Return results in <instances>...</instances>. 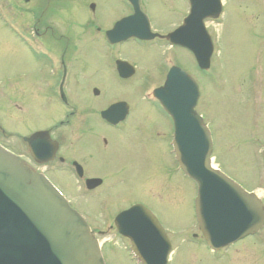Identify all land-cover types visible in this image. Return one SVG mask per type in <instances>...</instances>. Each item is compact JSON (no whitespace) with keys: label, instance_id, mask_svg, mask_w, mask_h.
Here are the masks:
<instances>
[{"label":"rangeland","instance_id":"rangeland-1","mask_svg":"<svg viewBox=\"0 0 264 264\" xmlns=\"http://www.w3.org/2000/svg\"><path fill=\"white\" fill-rule=\"evenodd\" d=\"M0 1L2 2L0 9L8 23V27H6L0 20V126L8 133V138L4 139L5 144L16 146L19 143V135L23 134L19 132L21 131L20 124L16 122V115L12 108L15 102L6 103L3 94L5 90L2 88L3 82L1 81L12 78L13 75H23L22 85L24 88L28 87L27 85H32L36 79L33 73L35 60L15 39L17 21L22 19L29 22L30 16L25 13V9L20 12L19 0ZM90 1L73 0L69 5L70 8L57 11L56 2L58 0H55L54 21L63 20L66 27L68 26L70 31L76 33L79 23L77 20L75 23V16L81 18L82 10L88 11L87 7ZM143 1V6L152 17V26L157 31L164 30L163 25L167 22H170L167 25L168 28L173 27L178 23L177 17L185 14V8L181 7L183 4L180 0ZM222 1L225 3L223 14L211 24L209 29L214 43L209 72H199L194 67V61L191 59L193 61L191 63L188 56H179V60L183 61V70L190 71L199 84L200 99L196 110L204 115V120L211 129L215 147L212 155L214 164L235 179L244 189L248 191L252 189L264 202V163L261 159L264 147V130L262 128L264 112L258 106L262 100L248 96L247 83H242L243 79H247L248 69L253 64L252 60L249 62L248 57L256 51L261 18L260 10L261 6H264V0H259L261 2L259 8L255 6V3H251L256 0ZM113 4L114 2L108 3L106 6L109 11L107 15L103 16V23L110 22L117 17L112 9ZM113 14L115 15L112 16ZM245 32L247 33L245 34ZM249 44L250 49L247 51ZM76 46L75 53L72 52V62L70 63L74 81H71L72 84L69 86L75 101L93 107L102 102L104 104L107 99H125L134 104L131 117L135 121V125L132 131H135L138 122H140V127L148 128L144 122L149 117H152L153 120L157 119V113L137 100V95L141 83L148 82L145 80L146 76L157 78L155 63L160 58L159 52L152 46L144 44H141V50H138L139 46L133 42L120 47L122 51L118 52L119 58L135 63L138 75L133 79L131 77L128 81L119 82L113 70V61L105 58L106 48L103 47L99 39H95V41L88 39L84 44L80 41V44ZM245 53L244 57H239V54L244 55ZM259 60L261 64L264 63L262 56L259 57ZM18 72L20 74H17ZM127 85H132L133 95L124 92ZM35 86L40 88L39 83H36ZM90 86L98 88L103 96L102 99L101 97L98 100L92 99L89 92ZM2 102L6 105H2ZM54 108L52 105V109L55 111ZM5 109L10 111V114H4ZM21 120L22 128L25 126L30 128L34 117H26V113H24ZM39 120L43 121L44 119L40 117ZM57 121L58 119L54 120V122ZM162 132L163 135L166 133ZM65 138V143L63 142L61 145L63 152L72 153V157L81 162L80 157H74L76 149L79 147L75 135L67 133ZM94 140L98 144L101 139L95 138ZM122 141L123 145L127 142L129 144L134 142L132 139L127 141L125 138ZM147 147L148 145L142 149L122 148L120 155L123 156V163L121 164H125V168H121V165L117 163L120 156L118 159L109 156L101 162L95 163L92 157L87 156L86 153L84 157L83 154L84 158H89V161L86 160L89 165L86 172L89 176H96L102 180V187L93 192L85 191L83 184L65 171L68 164L61 165L59 170L55 171L61 177L55 183L71 204L85 218L87 217L89 226H93L101 218H108L119 209L129 207L132 203L138 202L151 208L167 230L168 238L171 240L168 264H264V254L261 250L258 252L256 246L250 244L251 238L218 253H210L203 244L202 236L195 225L193 208L196 196L195 184L184 177L182 184L176 180L164 185L161 168L158 169L153 161L150 164L148 160L153 151ZM163 150V146H160V152ZM161 158L165 161L164 155ZM106 225L104 228L106 232H102V237L97 235L98 243L101 246L109 239L108 236L114 237V233L107 228L110 223H106ZM256 237L255 240H260L264 245V228ZM248 243L250 245H247ZM120 245H112L113 253L110 252V249L103 251L104 261L107 264H135L128 261L126 252L122 248L123 245ZM262 248L264 247L262 246Z\"/></svg>","mask_w":264,"mask_h":264},{"label":"flooded vegetation","instance_id":"flooded-vegetation-1","mask_svg":"<svg viewBox=\"0 0 264 264\" xmlns=\"http://www.w3.org/2000/svg\"><path fill=\"white\" fill-rule=\"evenodd\" d=\"M180 1L183 4L181 7L185 8V14L177 17L178 23L174 24L173 27L171 26L168 28L167 25L170 22H167L163 25L165 27L164 30L157 31L152 26V17L143 6V0H91L87 7L89 12L82 10L83 16L81 18L75 16L74 21L76 23L77 20L79 25L77 26L78 31L74 33L69 30L68 26L66 27V23L63 20L59 19L57 22L54 21L53 14H55L56 11L53 7L55 0H19L20 12L25 9V13L30 16V21L25 22L22 19L17 21L19 30L16 34V41L23 47L26 53L35 60L33 73L35 74L36 79L32 85H27L28 87L26 88L22 85L24 80L23 75H13L12 78H7L6 80L1 81L3 82L2 88L5 90L3 94L5 95L4 99L6 100V103L10 104V102H15V105L12 108L16 115V122L20 124V130L23 131L19 132L23 135H19V143L16 144V146H9L4 142V139L8 138V133L0 126V145L14 154L19 161L30 170L41 173L56 186L58 185L55 182L58 179H61V177L55 171L59 170L61 165L68 164V168L65 167V171L79 183H82L87 192H93L99 187H102V180L101 184L97 187L91 190L86 188L85 183L87 180L99 179L96 176H89L86 172L89 168L86 161H89V158H84L86 154L87 156L92 157L93 160H95V163L98 161L101 162V160H104V158L109 156L116 157L117 159L118 156H120V160L118 159L117 163L121 165V168H125L126 165L121 164L123 163V156L120 155L122 148L129 149V147H131L142 149L146 148L148 145L147 148L153 151L151 158L148 160L150 161V164L151 161H153V164L155 167H158V169L161 168V175L165 183L164 185L173 183L176 180L182 184L184 175L178 167L171 146L173 133L171 119L162 110L161 106L152 95L156 89L164 84L171 67H178L183 70V61L179 60V56H188L190 60L192 59L194 61L190 52L180 45H176L175 42H172V44L170 43L171 38L169 37L173 34H175V40H180L185 37L184 27L186 26H184V21L190 14V4L189 0ZM72 2L73 0H58V2H56L57 11L70 8L69 5H71ZM112 2H114L112 9L117 17L110 22L107 21L106 23H103V16L107 15L109 11V8L106 6L108 3ZM136 2L138 5L137 8L134 6ZM192 2L197 5V7L198 5L203 7L201 14H207L210 12L211 5L209 0H192ZM251 3H255V6L259 8V3L261 2L256 0ZM178 4L180 5L181 3ZM224 4L225 3L222 1V8H220L221 14H223ZM263 7L261 6L262 9L260 10L261 18L259 17L260 23L258 27V37L256 33L258 39L256 51L253 52V54L251 53L250 57H248L249 62L252 60L253 64H251L248 69L249 73L247 79H243L244 81L242 82L247 83L248 96L253 97L256 100H262L258 105L262 112H264V63H260L259 57L262 56L264 58ZM138 9L145 17L139 14ZM130 18H132L133 23L131 21V24L128 25L122 34H125L132 28H136L138 26L136 22L142 27V29H145L147 18L150 33L154 35V37L150 40H139L130 37L124 42H118L120 33H116L114 27L119 22ZM215 21L216 20H211L210 16H204L202 19L205 32L211 39L212 43L213 39L209 29L211 24ZM194 30L195 26L192 29L190 27V31L186 32L188 34L186 37H196ZM246 33L247 32H245V34ZM88 39H92V41L99 39L103 47L106 48L105 58L113 61V70L119 82L128 81L130 78L126 80L119 78L115 66L117 61H124L129 64L130 67H126V70L133 71L134 74L132 79L138 75L135 63L124 58H119L118 52L122 51V48L120 47L133 42L139 46V48H137L138 50H141V44H144L152 46L159 52L160 58L155 63L157 78L154 77V80L153 77L146 76L145 80L148 82L141 83L137 95V100L141 101L148 108L157 113V119L153 120L152 117H149L147 121L144 122L148 125V128L140 127V122H138L135 131H132V128L135 125V121H133L131 117L134 104L125 99H107L104 104L102 102L93 107L80 101H75L73 98L74 94L69 88L72 84L71 81H74L72 78V75L74 74H72L73 72L70 65L72 62V52L75 53L77 48L76 45L80 44V41L84 44ZM249 49L250 44L247 51ZM245 55L246 53L244 55L239 54V57L242 58ZM192 60L191 63H193ZM194 67L197 69L196 64ZM196 69L195 71L198 72V69ZM186 72L193 77L190 71L186 70ZM207 72H209V70ZM17 74H20V72ZM195 81L197 82L196 79ZM36 83H39L40 88L35 86ZM89 92L94 100H98L100 97L102 99L103 97L95 86H90ZM124 92L132 94V85H127L126 91ZM117 104L122 105L118 107L117 111L109 116L110 121L108 122L103 119L102 114L110 107ZM2 105L6 104L2 102ZM52 105H54L55 111L52 109ZM5 111L4 114H10V111L8 112L6 109ZM24 113H26V117H34L30 128H27L26 126L22 128L21 116ZM202 116L204 118V115ZM40 117H43L44 120L40 121ZM55 119H58V121L54 122ZM206 124L209 127L208 123ZM262 128L264 130V126ZM162 131H165L166 133L163 135ZM67 133L69 135L74 134L75 138L78 140L77 144H79V147L76 149L77 151L75 152L74 157H80L79 159H81V162L74 159L71 155L72 153L63 152V147L61 145L63 142L65 143V136ZM94 134H98L97 137H95L96 135ZM95 138L101 139L98 144L94 140ZM123 138L127 141L132 139L134 142L132 144L127 142L123 145ZM160 146H163V152H160ZM163 155L165 161L161 158ZM69 158H71V160H68ZM76 165L79 166L78 170L76 169ZM135 204L141 203H132L129 207ZM129 207L115 211V213H112L108 218H101L96 224L90 226V229L96 237L97 235L102 237V232H106L104 229L107 226L106 223H110L107 228L114 233V237L111 238L108 236L109 239L101 246L102 251L110 249V252L113 253L112 245L121 246L120 244H122V248L126 252L128 261L136 264V258L131 255L129 250L131 247V241L120 235L114 226L115 217ZM146 208L155 215L161 224L156 213L151 208ZM261 231L262 230L253 236L244 238L240 242H244L246 239L251 238L250 244L256 246L255 248L258 252L261 250L264 254V248H262L264 245L260 240H255V238H257L256 236ZM165 232L168 236L167 230H165ZM250 244L248 243L247 245Z\"/></svg>","mask_w":264,"mask_h":264},{"label":"water","instance_id":"water-1","mask_svg":"<svg viewBox=\"0 0 264 264\" xmlns=\"http://www.w3.org/2000/svg\"><path fill=\"white\" fill-rule=\"evenodd\" d=\"M209 1L211 9L207 14H201V5L191 6L185 37L180 39L201 70L209 67L212 45L200 22L204 16L216 18L220 12L218 0ZM131 21L132 18L116 24L115 32L122 33ZM138 26L118 39L152 38L148 30ZM194 26L196 37H186ZM124 65L117 62L120 74L126 72ZM156 95L173 121V148L180 168L198 185L196 218L207 245L218 250L256 233L264 224L261 202L211 167L210 135L194 111L198 99L194 81L173 68ZM116 107L112 110L116 111ZM86 183L93 188L99 181ZM115 225L136 245L133 249L144 264H166L169 241L143 207L134 206L120 214ZM0 264H103L98 243L82 218L45 178L1 148Z\"/></svg>","mask_w":264,"mask_h":264}]
</instances>
